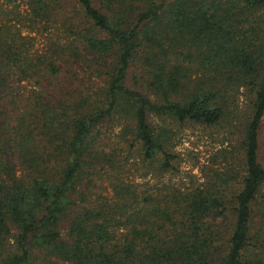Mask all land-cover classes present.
I'll return each mask as SVG.
<instances>
[{
	"label": "trees",
	"instance_id": "trees-1",
	"mask_svg": "<svg viewBox=\"0 0 264 264\" xmlns=\"http://www.w3.org/2000/svg\"><path fill=\"white\" fill-rule=\"evenodd\" d=\"M14 1L0 4V264H264V0ZM32 32H48L40 48ZM149 115L233 127L230 165L138 194L105 132L134 169L174 172Z\"/></svg>",
	"mask_w": 264,
	"mask_h": 264
},
{
	"label": "rangeland",
	"instance_id": "rangeland-1",
	"mask_svg": "<svg viewBox=\"0 0 264 264\" xmlns=\"http://www.w3.org/2000/svg\"><path fill=\"white\" fill-rule=\"evenodd\" d=\"M2 7L10 8L11 5L4 4V0H0ZM14 6L19 12H24L25 5L22 0H15ZM13 6V5H12ZM25 33V32H23ZM34 35L33 48H40L44 42V37L48 32L30 33ZM133 72V76H134ZM133 79H129L132 82ZM138 80V79H137ZM133 83V82H132ZM135 87L139 85L144 87L143 83L135 80ZM28 83H23V87H28ZM143 84V85H142ZM88 84H85L87 86ZM143 92L150 97H153L151 92L146 88H142ZM233 101L234 110L237 117L241 111L245 110L248 104L249 92L246 87L232 88L228 91ZM151 124L164 126L166 130H170V151L177 155L175 161L176 170L174 172L157 173L151 168L148 170L134 169L132 163L133 156L125 153V148L121 143H117L116 132L118 128H108L105 132L108 143L116 147L117 155L121 160L122 172L120 178L127 183H130L138 194L144 191L151 195H163L170 193V187L178 188L183 191L191 185L200 183L209 170L217 172L225 171L228 168L230 158L225 155L226 151H231V145L234 144L236 137L235 131L232 128H227L224 123L220 126H203L199 124H181L174 122L166 117L158 118L149 115ZM164 121V122H163ZM235 121L232 120V124ZM121 126V125H120ZM226 127V128H224ZM225 153V154H224ZM225 155V156H224ZM135 161L137 159L135 158ZM143 171H147L144 173ZM106 186V180L102 186L94 188L95 192L101 191ZM105 193V191H103Z\"/></svg>",
	"mask_w": 264,
	"mask_h": 264
}]
</instances>
